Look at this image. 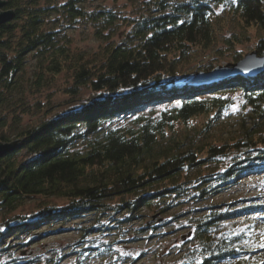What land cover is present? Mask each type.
<instances>
[{
	"label": "trees",
	"instance_id": "1",
	"mask_svg": "<svg viewBox=\"0 0 264 264\" xmlns=\"http://www.w3.org/2000/svg\"><path fill=\"white\" fill-rule=\"evenodd\" d=\"M4 2L3 9L12 10L13 17L0 25V129L15 132L14 140L20 145L0 159V211L10 215L0 223V264H19L20 260L1 245L3 239L43 221L96 215L90 227L81 228L77 242H82L94 232L110 230L99 219L108 211L125 209L131 215L165 198L171 207L173 196L192 198L195 194L201 199L247 171L264 172V70L251 78L237 76L195 85L183 80L198 52L214 46L220 6L238 27L222 41L224 46L215 50L216 55L232 53L230 63L238 62L243 55L234 45L250 41L252 29L261 31L256 33L254 46L261 55L264 0H153L146 4L145 15L134 18L110 8L90 9L85 0ZM79 22L91 25L103 42L96 50L72 46L65 30ZM121 24L128 30L115 40ZM30 59L35 60L32 71ZM214 67L213 62L199 65L194 73ZM60 76L68 83L62 90L70 98L68 104L82 89L90 91L91 99L81 107L55 113L39 98L27 103L28 95L41 94ZM234 92L242 95L240 128L220 143L209 142ZM7 109L13 114L9 124ZM31 112L45 116L21 126V114ZM198 117L205 118L199 143H185L175 135L176 123L188 124ZM5 131L0 133V142H10ZM211 164H224L222 172L199 173ZM52 197L62 199L64 205L41 202L36 213L18 212L28 199ZM112 198L117 202L109 207ZM251 213H264V205L197 216L194 237L199 241L200 259L194 257L185 264L241 260V253L233 255L231 244L214 243L216 239L206 234L220 222L249 218ZM255 223L247 227L255 229ZM246 248L248 254L258 250ZM95 250L98 247L90 245L80 253ZM260 261L244 258L241 264H262L264 254Z\"/></svg>",
	"mask_w": 264,
	"mask_h": 264
},
{
	"label": "rangeland",
	"instance_id": "2",
	"mask_svg": "<svg viewBox=\"0 0 264 264\" xmlns=\"http://www.w3.org/2000/svg\"><path fill=\"white\" fill-rule=\"evenodd\" d=\"M64 1L66 0H55L57 3ZM85 1L86 6L90 9L104 7L110 8L120 16L139 17L140 14L145 15L144 8L146 4L153 0ZM216 14L219 22L216 28L217 39L215 44L204 53L198 52L200 54L195 57L192 64L186 69L184 74L188 76L183 78V80H190L195 67L199 65L213 62L214 66H219L231 62L232 53H223L222 56H219L218 52V55H216V51L223 48L224 43L222 41H225V38L227 39V36L238 25L231 14L223 12L221 6L216 9ZM127 30L128 26L124 27L122 24L117 26L113 37L115 40H119ZM65 31L68 33L75 50L92 52L103 43L95 37L93 27L82 22L73 25ZM256 33L260 34L261 31L250 30V41L239 45L235 44L234 50L240 52L243 57L253 52L257 41ZM34 63V59L29 60V71H32ZM190 72L192 73L190 74ZM67 84L64 77L60 76L51 87L43 89L41 94L28 95L26 97L27 103H34L39 98L42 103L47 102V107L51 108V113H55L81 107V104L86 102L88 98L91 99L90 91L82 89L78 98L73 103L68 104L67 101L70 98L68 94L62 91ZM48 96L49 98H47ZM228 97L232 99V104L225 109L222 120L219 119L220 124L212 129L210 138L208 137L207 139L209 142L220 143L224 138L232 137L240 128L241 116L242 112H244L242 95L240 92H234ZM6 111H8L6 112L8 113L6 120L7 124H9L13 114L10 109ZM42 116H45L42 112L21 114V126L34 123ZM204 122V117H198L192 119L188 124L176 123L174 126L175 135L180 136L185 143L191 142V140L199 143L200 138L203 137L201 129ZM5 130L6 128L0 129V133ZM5 132L9 134L10 141H13L15 132ZM187 136H189L188 139L185 138ZM223 166L224 164L207 165L201 168L199 173L209 176L216 171L222 172ZM222 186L225 188L215 193L212 191L201 199H196L195 194H191L192 198L173 196L170 198L171 207L167 206L165 198V202L160 199L149 207H141L137 212L131 213V215L125 209L115 213L108 211L100 215L99 219L102 225L110 227V230L100 234L94 232L82 242H77L81 238V228L92 225L96 218L94 214L87 213L82 217L70 220H48L46 223L43 221L37 227L32 228L30 226L26 231L18 235L13 233L7 235L1 245L8 246L7 251L10 250L14 255L20 257V260H18L19 264L190 263L194 257L200 259V255L197 253L200 250L199 241L194 237L197 224L195 219L197 216L201 217L211 212L225 215L227 212L238 210L244 206L264 205V172L251 173V171H247L232 182L225 183ZM190 193L191 191L188 190V194ZM41 202H47L52 206H63L65 203L62 199L54 197L45 200L32 198L26 200L18 212L22 214L36 213ZM116 202V198L109 200V207H113ZM249 215L252 216H249V218L239 216V218L235 217L234 220L220 222L213 229H210L206 236L214 237L216 239H213L214 243L226 241L228 245L231 244L236 251L233 255L241 253L239 258L241 260L247 258L251 262L261 263L260 259H263L264 254V213H251ZM9 216L0 211V223ZM127 216L130 217L127 218ZM253 222H256L255 229L250 230L247 226H250ZM28 240L30 241L28 242ZM23 241L25 243L28 242V244L20 246ZM104 244L110 245L105 247ZM90 245L97 246L98 250L80 253L83 247ZM246 247L250 249L253 247L252 249L258 250L248 254L244 250L247 249ZM5 259L3 258L2 260L4 261ZM241 260L234 258V260H226L221 264H241Z\"/></svg>",
	"mask_w": 264,
	"mask_h": 264
},
{
	"label": "water",
	"instance_id": "3",
	"mask_svg": "<svg viewBox=\"0 0 264 264\" xmlns=\"http://www.w3.org/2000/svg\"><path fill=\"white\" fill-rule=\"evenodd\" d=\"M5 2L0 0V25L13 17L12 10H4ZM264 70V51L258 55L256 51L246 54L238 62L226 63L214 67L211 71H196L188 84L195 85L222 80L231 77L251 78ZM20 141L0 142V159L19 147Z\"/></svg>",
	"mask_w": 264,
	"mask_h": 264
},
{
	"label": "bare ground",
	"instance_id": "4",
	"mask_svg": "<svg viewBox=\"0 0 264 264\" xmlns=\"http://www.w3.org/2000/svg\"><path fill=\"white\" fill-rule=\"evenodd\" d=\"M15 149H17V148H15Z\"/></svg>",
	"mask_w": 264,
	"mask_h": 264
}]
</instances>
